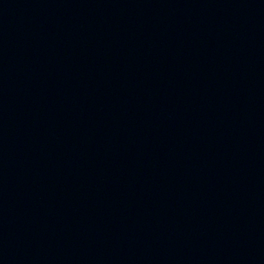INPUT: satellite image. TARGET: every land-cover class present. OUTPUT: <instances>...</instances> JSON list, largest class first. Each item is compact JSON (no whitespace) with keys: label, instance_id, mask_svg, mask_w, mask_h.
I'll return each mask as SVG.
<instances>
[{"label":"water","instance_id":"95a60500","mask_svg":"<svg viewBox=\"0 0 264 264\" xmlns=\"http://www.w3.org/2000/svg\"><path fill=\"white\" fill-rule=\"evenodd\" d=\"M0 264H264V0H0Z\"/></svg>","mask_w":264,"mask_h":264}]
</instances>
